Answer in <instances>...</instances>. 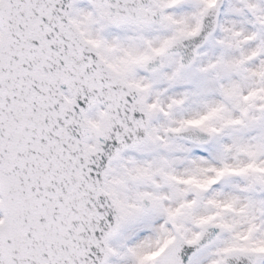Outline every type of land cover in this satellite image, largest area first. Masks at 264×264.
Instances as JSON below:
<instances>
[{"label": "snow or ice", "instance_id": "obj_1", "mask_svg": "<svg viewBox=\"0 0 264 264\" xmlns=\"http://www.w3.org/2000/svg\"><path fill=\"white\" fill-rule=\"evenodd\" d=\"M0 264H264V0H0Z\"/></svg>", "mask_w": 264, "mask_h": 264}]
</instances>
